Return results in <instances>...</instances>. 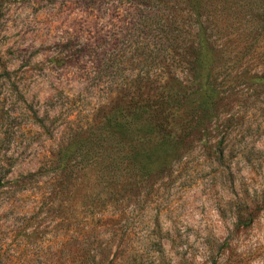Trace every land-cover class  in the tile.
<instances>
[{"label":"rangeland","instance_id":"374dc122","mask_svg":"<svg viewBox=\"0 0 264 264\" xmlns=\"http://www.w3.org/2000/svg\"><path fill=\"white\" fill-rule=\"evenodd\" d=\"M125 1L0 0V264H264V0L161 60L177 99L138 120L116 101L146 80L95 85L79 50L123 35Z\"/></svg>","mask_w":264,"mask_h":264},{"label":"trees","instance_id":"16d2710c","mask_svg":"<svg viewBox=\"0 0 264 264\" xmlns=\"http://www.w3.org/2000/svg\"><path fill=\"white\" fill-rule=\"evenodd\" d=\"M96 1L94 0V3ZM98 1L100 3V0ZM113 1L121 2L122 0ZM227 1L126 0L130 8L127 13L130 22L127 28L119 29V34L124 32L122 36L116 33L112 41H91L86 35L79 45L81 56L90 60L93 66L92 76H89L90 73L88 77L94 81L95 85H98L100 81H105L108 88L114 91L134 87L137 85L136 80L145 79L153 95H141L138 92L135 95L123 94L117 98L116 104L121 103L127 108L128 115L121 110L122 115L126 117L130 115L136 120L144 115L166 118L169 108L177 99V93L166 81L161 85L153 86L152 83L156 79L149 78L151 70L161 65V60L166 64L168 60L174 59L177 53L185 49L190 52L194 61L207 54L210 50L204 47V42L209 41L214 35L211 30L208 32V23L211 24L214 20L216 27L222 25L217 22L215 12ZM216 30L221 32L222 28L218 26ZM187 36L193 38L191 44L184 42L188 39ZM66 46L68 47L66 57L67 59L72 58L71 45ZM135 69H138L140 73L143 71L145 76L137 77L136 75L130 82H124L123 79L118 80V75L121 76L123 72L127 70L132 72ZM119 112L116 111V113Z\"/></svg>","mask_w":264,"mask_h":264}]
</instances>
